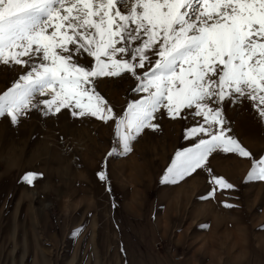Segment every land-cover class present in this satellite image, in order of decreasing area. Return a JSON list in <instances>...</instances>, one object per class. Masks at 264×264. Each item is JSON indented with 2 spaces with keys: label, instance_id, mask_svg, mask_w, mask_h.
Masks as SVG:
<instances>
[{
  "label": "rangeland",
  "instance_id": "1",
  "mask_svg": "<svg viewBox=\"0 0 264 264\" xmlns=\"http://www.w3.org/2000/svg\"><path fill=\"white\" fill-rule=\"evenodd\" d=\"M23 71L0 65V93ZM135 83L101 78L97 90L119 116L140 97ZM224 114L252 157L213 153L206 169L176 184L161 178L175 152L195 142L184 132L201 118L162 111L159 130L145 129L125 153L114 121L69 110H32L15 125L0 117V264H264V181L244 179L264 156V122L246 99L226 102ZM208 169L235 188L203 199ZM27 172L42 175L29 185Z\"/></svg>",
  "mask_w": 264,
  "mask_h": 264
},
{
  "label": "snow or ice",
  "instance_id": "2",
  "mask_svg": "<svg viewBox=\"0 0 264 264\" xmlns=\"http://www.w3.org/2000/svg\"><path fill=\"white\" fill-rule=\"evenodd\" d=\"M0 65L24 69L0 93V117L13 125L32 110L114 121L127 153L145 129L159 130L162 111L172 120L201 118L184 132L195 142L175 152L161 178L176 184L206 169L213 153L252 157L230 134L224 105L246 99L264 122V0H0ZM126 75L140 97L117 116L97 81ZM208 172L203 199L235 188ZM40 175L22 180L31 185ZM244 179L264 181V156Z\"/></svg>",
  "mask_w": 264,
  "mask_h": 264
}]
</instances>
